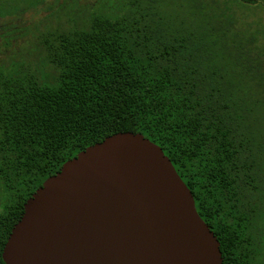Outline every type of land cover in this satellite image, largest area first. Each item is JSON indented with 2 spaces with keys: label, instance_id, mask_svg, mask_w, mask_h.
<instances>
[{
  "label": "trees",
  "instance_id": "trees-1",
  "mask_svg": "<svg viewBox=\"0 0 264 264\" xmlns=\"http://www.w3.org/2000/svg\"><path fill=\"white\" fill-rule=\"evenodd\" d=\"M261 2L127 0L121 13L67 18L43 36L38 63L0 71V182L8 198L0 251L44 179L87 146L132 131L171 160L219 242L222 264H257ZM3 3L0 15L13 10Z\"/></svg>",
  "mask_w": 264,
  "mask_h": 264
},
{
  "label": "water",
  "instance_id": "water-1",
  "mask_svg": "<svg viewBox=\"0 0 264 264\" xmlns=\"http://www.w3.org/2000/svg\"><path fill=\"white\" fill-rule=\"evenodd\" d=\"M22 207L1 249L4 264H222L190 189L139 132L79 151Z\"/></svg>",
  "mask_w": 264,
  "mask_h": 264
},
{
  "label": "rangeland",
  "instance_id": "rangeland-1",
  "mask_svg": "<svg viewBox=\"0 0 264 264\" xmlns=\"http://www.w3.org/2000/svg\"><path fill=\"white\" fill-rule=\"evenodd\" d=\"M261 1V0H258ZM0 15V71L6 73L22 63L34 65L42 56L41 40L49 31L66 26L67 18L83 17L93 10L123 11L127 0H2ZM262 3V2H261ZM264 7V3H262ZM61 13V14H60ZM7 201V194L1 196ZM261 226L263 236L257 250V264H264V203ZM259 258V260H258Z\"/></svg>",
  "mask_w": 264,
  "mask_h": 264
},
{
  "label": "flooded vegetation",
  "instance_id": "flooded-vegetation-1",
  "mask_svg": "<svg viewBox=\"0 0 264 264\" xmlns=\"http://www.w3.org/2000/svg\"><path fill=\"white\" fill-rule=\"evenodd\" d=\"M5 194L4 186L0 182V214L5 210V201L2 200V195ZM1 232V231H0ZM7 237V236H6ZM3 246V245H2ZM2 249V248H1ZM0 258H1V251H0ZM2 260V259H1ZM3 262V261H2ZM4 264V263H3Z\"/></svg>",
  "mask_w": 264,
  "mask_h": 264
}]
</instances>
